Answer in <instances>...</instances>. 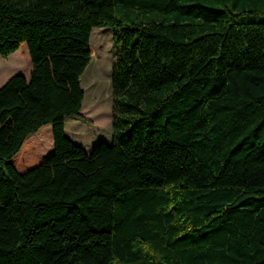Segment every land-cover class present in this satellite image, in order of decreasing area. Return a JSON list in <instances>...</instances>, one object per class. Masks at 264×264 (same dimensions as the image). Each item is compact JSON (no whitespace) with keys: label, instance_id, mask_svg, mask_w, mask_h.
<instances>
[{"label":"trees","instance_id":"1","mask_svg":"<svg viewBox=\"0 0 264 264\" xmlns=\"http://www.w3.org/2000/svg\"><path fill=\"white\" fill-rule=\"evenodd\" d=\"M94 27L111 30L112 134L86 151L64 119ZM20 43L28 76L0 85V264H264V0H0V57ZM46 124L51 153L19 172Z\"/></svg>","mask_w":264,"mask_h":264},{"label":"rangeland","instance_id":"2","mask_svg":"<svg viewBox=\"0 0 264 264\" xmlns=\"http://www.w3.org/2000/svg\"><path fill=\"white\" fill-rule=\"evenodd\" d=\"M123 5L115 8V18L128 21L138 15L134 10L131 13ZM148 17L142 16L141 19ZM90 59L89 63L79 76V83L83 90V99L79 110V117L68 116L64 119V134L73 143L81 146L86 151L98 143L111 140V89L110 76L114 63L111 46V30L106 27L92 28L89 41ZM24 43H20L18 48L11 54L0 57V85L13 74L20 73L25 77L30 70V62L27 56ZM99 106L104 107L108 112L105 118L97 115ZM41 133L49 136V142L37 144L39 134H30L26 137L22 151H27L33 163L29 164L19 172L25 171L42 161L52 151L51 127L49 124L41 126ZM35 133V132H34ZM20 162V156L13 157L11 163L16 168ZM18 171V170H17Z\"/></svg>","mask_w":264,"mask_h":264}]
</instances>
